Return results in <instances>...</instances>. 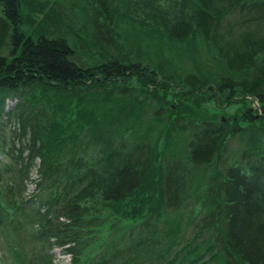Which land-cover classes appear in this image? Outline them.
<instances>
[{
  "label": "trees",
  "instance_id": "obj_1",
  "mask_svg": "<svg viewBox=\"0 0 264 264\" xmlns=\"http://www.w3.org/2000/svg\"><path fill=\"white\" fill-rule=\"evenodd\" d=\"M64 2L0 0V230L30 224L47 264H264V0ZM237 95L261 107L208 111Z\"/></svg>",
  "mask_w": 264,
  "mask_h": 264
},
{
  "label": "rangeland",
  "instance_id": "obj_2",
  "mask_svg": "<svg viewBox=\"0 0 264 264\" xmlns=\"http://www.w3.org/2000/svg\"><path fill=\"white\" fill-rule=\"evenodd\" d=\"M54 0H51L53 2ZM71 0H65V4L68 5V3ZM44 17V14H38L36 15V20L33 22V25L28 27L27 31L28 34H32L35 29L38 27L39 23L41 22L42 18ZM43 23L41 24L42 28ZM36 32V31H35ZM9 55L10 53L7 52ZM5 53V54H7ZM36 94H38V89L35 91ZM34 92H31V97L33 99ZM172 97V96H171ZM206 97V96H204ZM6 99H4V108L2 112L0 113V159L3 160V162L11 163L13 166L9 169V172L6 174V179L13 181L16 178H18V171L14 170V162L12 155L9 153L10 148L12 147V141L13 136H16L17 130L20 129V123L18 121V118L10 117L11 114L18 108L19 104L22 103V99L19 97L18 92L14 91L11 93L6 94ZM21 100V101H20ZM252 97L248 96H239L237 95L235 97V100L232 102H225L221 103L218 101L217 98H212L211 100H208L206 104L210 108H207L208 111L212 114H216L219 118H221L223 121L228 120L229 118L235 116L238 111H243L246 109L247 106L251 105L253 110L255 111L256 108H260L258 100H254L251 102ZM246 102V103H245ZM245 104V105H244ZM247 104V105H246ZM75 114V110H73ZM21 130V129H20ZM91 130H89L87 133L85 131V134H87V140L90 142L91 135L89 134ZM23 137L19 140V142L15 143V146L19 148L23 145ZM21 144V145H20ZM88 152L91 151V149L87 150ZM96 150L92 149V152ZM26 151L24 154L27 155ZM91 152V153H92ZM95 155H97L96 152H94ZM13 161V162H12ZM38 159H37V165H38ZM37 167V166H36ZM36 167L30 172V177L25 179V183L27 185V190L24 193L27 197H31V195H34L36 192V183L39 181V173L36 169ZM59 190V189H58ZM38 202V199L32 198ZM24 219V217H23ZM119 221H122L120 219ZM7 225H9L6 222ZM109 226V225H108ZM107 226V228H108ZM7 228V227H6ZM104 228V227H103ZM106 228V229H107ZM123 228L125 229V225H123V222L120 223V225L117 227V229ZM9 229V230H8ZM10 237L7 233H4L3 230H0V264H47L48 258L47 256H44V252L41 250L39 241L37 238V232L34 231L32 226L30 224H27L25 226V230L19 232V235L15 232H12V229L8 228ZM137 229V227H136ZM129 231V229H128ZM135 232H137L135 230ZM192 232V231H191ZM191 232H185V237H188ZM127 239V238H126ZM12 241V242H11ZM127 243V240L124 244ZM13 245V250L9 248L10 245ZM119 244V243H118ZM182 246V245H181ZM122 247V243H120L117 248ZM22 252L20 255V261L18 256L14 254V252ZM51 255L52 264H71L73 261V255L71 253H67L64 251V249L60 246L54 245L52 249L48 250L47 255ZM113 251L108 252V256L112 255ZM98 257V253L95 254V256L92 257L93 260H95ZM120 259V258H119ZM110 263L114 262L113 256L110 257ZM120 264H124L119 260ZM83 263V262H82ZM81 263V264H82ZM118 264V262L116 263Z\"/></svg>",
  "mask_w": 264,
  "mask_h": 264
}]
</instances>
